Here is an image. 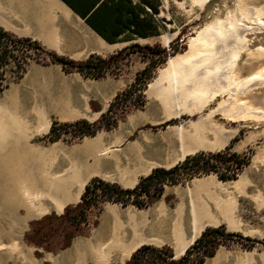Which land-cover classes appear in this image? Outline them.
<instances>
[{
  "label": "crops",
  "instance_id": "crops-1",
  "mask_svg": "<svg viewBox=\"0 0 264 264\" xmlns=\"http://www.w3.org/2000/svg\"><path fill=\"white\" fill-rule=\"evenodd\" d=\"M101 1L90 0L88 10L78 12L70 5V2L75 4L74 0H0V29L13 38L29 39L45 52L73 62H82L91 55L106 58L115 53L119 44L133 43L135 39H151L161 34V25L157 21V36L139 38L129 33H121L108 41L87 24L84 18L88 17ZM140 62L139 70H142L146 63L142 60ZM108 79H86L78 73L65 74L59 65L31 62L19 80L9 84L1 92L0 119L6 124L13 119L18 120L17 126L24 129L23 120L33 114V120L37 125H44L45 132H48L52 124L49 122L51 116L58 120H53L58 123H72L77 120L95 122L101 115L89 119L92 113L91 83ZM60 85L66 89V99L63 101L65 107L61 113L55 115L59 95L57 90H54L59 89ZM25 86L30 88V92L25 96L31 104L26 111L21 106L20 98V92ZM47 103L55 105L51 111L46 108ZM98 133L104 134V137L108 136L110 143L103 146L104 138L100 137L95 142L73 145L74 149L66 155L70 162V197L76 193L78 195L77 200L70 204H76L80 200L84 186L92 178L114 183L122 189H132L140 178L148 175L153 169H167L177 163L176 161L172 165L164 166L161 162L145 158L141 143H122L116 135H109L110 133L105 131ZM225 133L222 145L225 144L220 148L235 137L233 132ZM247 142L249 141L243 142L241 146H247ZM201 150L214 152L217 149L198 147L184 153L183 157ZM231 151L240 154L239 149ZM178 160L181 159L178 157ZM243 180L244 178L237 182L220 181L214 174H207L188 180L186 186L165 185L160 198L145 209L133 205L122 207L119 204L107 203L97 218L102 233L98 237L88 234L74 238L68 248L55 255L51 264L118 263L117 259L123 260L127 250L130 252L125 260L142 245L168 246L174 257H179L205 228L223 224L229 226L234 222L237 196L242 190L239 186ZM230 183L233 186L236 183L233 188L238 193L227 191L226 186L231 187ZM96 250L102 254L104 260L101 262L95 260L96 255L93 252Z\"/></svg>",
  "mask_w": 264,
  "mask_h": 264
},
{
  "label": "rangeland",
  "instance_id": "rangeland-1",
  "mask_svg": "<svg viewBox=\"0 0 264 264\" xmlns=\"http://www.w3.org/2000/svg\"><path fill=\"white\" fill-rule=\"evenodd\" d=\"M154 1L158 8V14L155 15V18L161 25V34L157 37L146 40L135 39L133 43H136L140 46L159 45L160 47L166 49H168L170 43H172L174 45L173 53L168 55L166 61L155 69L152 79L147 83L145 89L143 90V106L140 108H131L122 116L116 127L111 129L112 131L109 130L110 132H105L110 133L109 135H116L122 143H130L132 141L141 143L146 156L145 158L149 160H155V162H161L164 166L165 164L172 165L176 161L179 163L186 156L193 154L222 152L227 147H229L230 152H232L231 149H239L240 154L237 155L242 156L245 163L243 164L241 170L236 171V178L230 181L237 182L240 178H244L243 183H241V186H239L242 187V190L239 192V196H237L238 203L235 220L233 222L234 224L232 223L229 226H227V224H223V226L227 232L238 233L243 237H248L252 240H255V242L253 247L249 250L243 249L237 244H232L228 248L219 247L214 254V256H216L213 259H206L203 264H264V117H259L256 120H248V118L244 119V121L242 119L233 120L223 115L225 111L229 110L228 108H225L227 110L223 109V111L217 110L218 112L216 111L214 114H211L212 110L217 108L218 104L226 98L220 96H216L200 111H197L193 109V103L197 95L191 91H187L184 94V99L182 101L184 102V106H182V113H180L178 116H168L173 114V111L168 110L169 113H163L162 108L159 105V96L163 95L162 89L167 87V83L164 82L163 87H159L155 91H152L154 93L150 92L149 90V84L157 78L159 71L166 66L168 59L184 55L189 48L190 40L195 37L197 32L204 28L205 25L214 22L215 20L225 22L226 14L229 15L228 22L232 24L234 23V15L243 17L242 20L244 22L253 11H256V13L260 14L259 16L264 22V0H210L206 2L202 8H199L194 0ZM244 23L254 27V25L251 23ZM165 39L167 40V44L164 42ZM244 39L247 43L245 48L246 50L239 54L235 65V67L237 66V74L235 77L239 80L252 76L256 71H264V29H262L260 32L246 34ZM235 42H237V40ZM129 44L131 43H122L117 45L115 53ZM226 44L228 46L226 50H230V47L235 45L234 41L230 39L227 40ZM202 49H204V45L202 43L194 44V50ZM225 52L227 51H224L219 55L220 58L225 56ZM29 60V62L26 61V69L29 63L34 62L33 57ZM194 60H197L196 57H191L190 61H186L187 63L185 60H183L182 62H179L178 68H186V66L189 64L194 63ZM140 61L141 58L138 55H131L126 58L124 64L121 65L120 72L117 76L108 75L106 77H108L110 80L108 79L104 82L91 83L90 94L92 101H90V105L92 113L89 115V119H94L96 117L98 118L101 114H103L113 97L118 92L124 90L130 83H132L135 74L140 71ZM9 71L10 69L6 68L4 70V75H8ZM18 80L19 78L10 79L8 76L7 78L4 77L2 83L7 84L8 86L9 84L15 83ZM68 82V84H70V78ZM56 90L59 95V99L58 103L56 104L57 108L54 111L55 115L58 112L61 113L64 110L65 104L63 101L66 99V89L64 87H61L60 85L59 89H55L54 92H56ZM29 92L30 88L27 86H25L23 91L20 92L21 106H23L24 111H26V109L28 110V108L31 106V104H29V98L25 96V94ZM2 98H4L3 95ZM262 98H264V85L259 88H254L251 93L246 96H238L235 98V101L232 102L233 105L231 103L232 106L229 105V107L235 108V104H242L244 107L249 106L259 110L261 113H264V103L262 104L258 102V100ZM45 106L51 111V108L55 105L47 103ZM233 110L235 111L236 109ZM30 115V118L23 120L24 129L17 126L18 122L16 121L18 120L15 121L13 119V121L10 122L11 124L5 123L6 125L13 126L14 128L12 130L15 132H25L24 134L27 136V144L32 148L44 152L43 158L40 159L36 157L38 161L34 158L25 159L22 161V166L28 175L30 172H37L41 174L44 171H50L51 173L62 174L67 169L70 171V162L67 160L66 155L70 153V150L74 149L72 147L73 145H80L88 141L95 142L99 140L100 137L104 138L102 143L103 146H106L108 143H110V141L107 140L108 136L104 137V134L102 135L101 133H98L95 137L93 136V138L85 137L79 141L70 142V136H63L62 140H59L54 144H42L39 142V139L46 135L47 132L43 131L44 125H37L33 120V114ZM207 118H209V120H207ZM53 120L56 119L51 116V120L48 121L52 123ZM199 120L203 121L199 122ZM1 122L4 123L3 120ZM197 122H199V125H197L198 127L194 125ZM202 125L210 128L213 126L220 127L222 130L233 132L235 137L224 147L220 148L219 145L224 140L223 133L217 132L215 135L210 132L207 133L206 130H203L199 127H202ZM178 127L182 130L181 136L177 132ZM194 128L199 130L197 132H200L198 135L195 133L196 131ZM191 134L192 136H190ZM201 135H203V137ZM219 135L220 137L222 136L221 138L223 140L219 137ZM196 136L198 138H196ZM192 137L194 140L189 139H192ZM183 141L185 143H183ZM192 141L194 143H192ZM207 141H209L210 144H208ZM214 141L216 142L213 143ZM245 141H249L247 142L248 145L241 146ZM181 143L183 145H181ZM187 144L188 146H186ZM213 146L214 149H217L218 151L215 150L214 152H203V150H201L192 154H187L183 157V159L178 160L182 149L187 151V149L190 147L188 151H192L197 147H209L208 149H211ZM45 156H47L49 159L47 160V157ZM211 174H214L217 177L215 173ZM187 182L188 180L184 181L181 185L186 186ZM231 184L232 183L229 185ZM235 185L236 183H234V186L232 184L231 187L226 186L227 191H234L238 193L237 190H234ZM47 204L49 205V203ZM67 205L75 204H70L69 202L66 203L63 208ZM63 208L60 212H58L55 208L50 207L49 205L46 213L27 218L23 221L25 216L24 209L18 208L14 202L10 200L6 211L0 213V225L8 226L14 219H18L23 222L21 223V229L18 231V238L11 243H5L6 246L4 247V250L0 252V264H51V261L55 258V255L57 253H61L66 248L62 250H56L54 252H44L42 249H37L38 252H41V257L36 258L34 256V251L36 249L26 243L24 234L29 229L28 223L30 221L38 220L51 212L60 215L63 211ZM102 211L103 208L100 213L95 216L91 213L88 220L89 225L84 228V235L76 237L87 236L88 234H92L93 237H98L102 232H100L97 218ZM92 221H95V224H93ZM73 239H71V241ZM59 243V240H56L50 244L51 247L56 248L59 246ZM127 260L128 259L125 260V258L123 260L117 259L119 262L113 264H124Z\"/></svg>",
  "mask_w": 264,
  "mask_h": 264
},
{
  "label": "trees",
  "instance_id": "trees-1",
  "mask_svg": "<svg viewBox=\"0 0 264 264\" xmlns=\"http://www.w3.org/2000/svg\"><path fill=\"white\" fill-rule=\"evenodd\" d=\"M74 1L75 4L70 2V5L78 12L87 11L90 7V0ZM156 14L158 8L154 0H102L91 14L84 18L87 24L109 41L121 33H129L139 38L159 35ZM173 46L170 43L166 49L159 45L140 46L131 43L107 58L91 55L82 62H73L45 52L29 39L13 38L0 29V94L7 87V84L2 83L3 68L8 66L10 59L16 63L18 70L22 69L23 73L26 70V59L31 58V55H25V51L15 55L14 51H20L21 48L33 51L35 63L59 65L65 74L78 73L91 80H100L108 75L117 76L125 59L138 55L146 65L135 74L132 83L113 97L98 120L91 123L86 120L72 123L53 121L47 134L39 139L42 144L62 140L63 136H70V142L79 141L85 137H93L99 131L115 128L131 108L143 106L142 92L152 79L155 69L173 53ZM18 57L20 61H16ZM244 163L242 156L230 152L227 147L222 152L186 156L169 169L155 168L140 178L132 189H122L114 183L92 178L84 186L77 204L65 206L60 215L51 212L38 220L30 221L24 239L36 249L34 256L40 258L41 252L37 249L44 252L62 250L70 245L71 239L84 235V228L89 225L91 213L98 215L106 203L119 204L122 207L133 205L145 209L160 198L165 185L183 184L194 177L211 173H215L221 181L234 180L236 171L241 170ZM92 223L95 224V221ZM56 240H59V246L51 247L50 243ZM254 242L255 240L238 233L227 232L222 225L207 227L177 258L168 246L142 245L133 251L124 264H203L206 259L214 256L219 247L228 248L237 244L249 250Z\"/></svg>",
  "mask_w": 264,
  "mask_h": 264
},
{
  "label": "bare ground",
  "instance_id": "bare-ground-1",
  "mask_svg": "<svg viewBox=\"0 0 264 264\" xmlns=\"http://www.w3.org/2000/svg\"><path fill=\"white\" fill-rule=\"evenodd\" d=\"M194 1L199 8H202V6L210 0ZM259 15L260 14L256 13V11H253L252 14L245 19L244 22L251 23L254 25L253 27L244 23L242 20L243 17L236 15H234V23L232 24L228 22L229 15L226 14L225 22L215 20L198 31L196 36L190 40L189 48L184 55L168 59L166 66L159 71L157 78L149 84V90L152 92L159 87H163L164 82L167 83V87L163 89L160 88L163 92V95L159 96V105L162 108V112L169 113L168 110H172L173 114L168 116H178L182 113V106H184V102L182 101L185 92L191 91L197 95L193 103V109L197 111H200L216 96H220L226 98L218 104L217 108L212 110L211 114H214L217 110L223 111V109L227 110L225 108H228L229 110L225 111V113H227L223 115L229 119H242L244 121V119L247 118L248 120H256L259 117H264L263 112L261 113L259 110L249 106L244 107L242 104H235V108L229 107V105H233L232 102L235 101V98L238 96H246L251 93L254 88H259L264 85V71H254L255 73L252 76L241 80L235 77L237 74V66L235 67L236 60L239 54L246 50L245 48L247 46L244 36L246 34L260 32L264 29V22ZM229 39L233 40L235 45L230 47V50H226L228 48L226 42ZM236 40L237 42H235ZM164 42L167 44L166 39ZM195 43H202L204 49L194 50ZM224 51H227L225 52V56L220 58L219 55ZM191 57H196L197 60H194V63L189 64L186 68H178L179 62L183 60H185V62L190 61ZM258 102L263 104L264 98L258 100ZM233 109L236 110L234 111ZM207 120H209V118H207ZM200 121L203 120H199V122ZM199 122L194 125H199ZM199 127L213 135L217 134V132H222L223 134L226 132L220 127L215 126L210 128L202 125V127ZM13 128V126L6 125L0 121V213L6 211L8 203L11 200L18 208L24 209V221L27 218L46 213L49 205L60 212L66 203L76 201L78 196L77 193L75 196L70 197V172H68V169L62 174L44 171L41 174L30 172L28 175V173L25 172L22 161L33 158L41 159L44 157V152L30 147L27 144L25 132H15L12 130ZM195 131V133H197L199 130L195 129ZM177 132L181 136V128L178 127ZM199 133H197V135ZM190 136H192V134ZM201 136L203 137V135ZM196 138L198 137L196 136ZM189 139L194 140L193 137ZM183 143L185 142L183 141ZM192 143L194 142L192 141ZM207 143L210 144L209 141H207ZM222 143L219 146L225 144L222 145ZM181 145L183 144L181 143ZM186 146H188V144ZM188 149L187 151L182 149L179 159L183 158L184 153L190 152V150L188 152ZM48 159L47 157V160ZM47 203H49V205ZM23 221L14 219L8 226L0 225V252L4 250L6 246L5 243H11L18 238V231L21 229V223ZM129 252L130 251L127 250L123 257H127ZM93 254L96 255V262L104 260L102 254L99 253L98 250L94 251Z\"/></svg>",
  "mask_w": 264,
  "mask_h": 264
},
{
  "label": "built area",
  "instance_id": "built-area-1",
  "mask_svg": "<svg viewBox=\"0 0 264 264\" xmlns=\"http://www.w3.org/2000/svg\"><path fill=\"white\" fill-rule=\"evenodd\" d=\"M21 51H22V52L25 51V52H24L25 55H31L32 57H34V54H33V51H32V50H25V49H23V48H21L20 51H19V50H15V51H14V54H15V55H18V54L21 53ZM31 56H29V57H31ZM32 57H31V58H32ZM29 59H30V58H27L26 61L29 62V61H30ZM16 61H20L19 57L17 58ZM19 63H20V62H19ZM23 67H24V65H23ZM6 68H7V69H10V71H9V74H8V75H4L3 78H4V77L7 78V77L9 76L10 79H18V78H19L20 76H22V74H23V70H22V69H19V70H18L17 67H16V63H15L13 60H11V59H10V62H9V64H8V66L4 67L3 70H5Z\"/></svg>",
  "mask_w": 264,
  "mask_h": 264
},
{
  "label": "water",
  "instance_id": "water-1",
  "mask_svg": "<svg viewBox=\"0 0 264 264\" xmlns=\"http://www.w3.org/2000/svg\"><path fill=\"white\" fill-rule=\"evenodd\" d=\"M174 166V165H173ZM175 258H177V257H175Z\"/></svg>",
  "mask_w": 264,
  "mask_h": 264
}]
</instances>
